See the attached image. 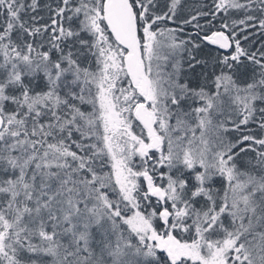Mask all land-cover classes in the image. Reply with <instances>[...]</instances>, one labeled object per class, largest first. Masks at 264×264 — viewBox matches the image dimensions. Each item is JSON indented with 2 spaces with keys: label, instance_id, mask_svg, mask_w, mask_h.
Segmentation results:
<instances>
[{
  "label": "snow or ice",
  "instance_id": "6c2138e0",
  "mask_svg": "<svg viewBox=\"0 0 264 264\" xmlns=\"http://www.w3.org/2000/svg\"><path fill=\"white\" fill-rule=\"evenodd\" d=\"M0 264H264V0H0Z\"/></svg>",
  "mask_w": 264,
  "mask_h": 264
}]
</instances>
